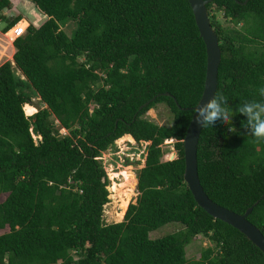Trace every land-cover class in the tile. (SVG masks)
<instances>
[{
    "label": "trees",
    "instance_id": "trees-1",
    "mask_svg": "<svg viewBox=\"0 0 264 264\" xmlns=\"http://www.w3.org/2000/svg\"><path fill=\"white\" fill-rule=\"evenodd\" d=\"M27 1L47 18L30 23L14 42L13 61L0 66V230L9 229L0 235V264H264L245 235L198 206L184 179V139L207 73L189 1ZM245 1L207 5L222 52L216 93L234 116L231 125L202 129L198 171L215 203L244 214L258 202L248 220L264 234V142L248 136L237 111L264 88V0ZM11 8L0 0L1 12ZM1 19L11 49L25 18ZM69 22L71 36L63 30ZM34 97L46 107L27 116ZM162 104L173 116L169 126L147 118ZM120 138L150 145L137 202L129 205L130 172L118 174L113 185L122 190L111 192L127 200L115 215L120 223L107 224L110 181L98 158ZM170 140L178 157L166 161ZM170 223L182 228L150 238ZM200 236L211 246L189 260L186 248Z\"/></svg>",
    "mask_w": 264,
    "mask_h": 264
},
{
    "label": "rangeland",
    "instance_id": "rangeland-1",
    "mask_svg": "<svg viewBox=\"0 0 264 264\" xmlns=\"http://www.w3.org/2000/svg\"><path fill=\"white\" fill-rule=\"evenodd\" d=\"M12 1V8L6 9L4 11H0V66L4 64L7 61H13V56L16 52V49L14 48V42L11 43V49L8 48V38L6 37L7 33L3 32L4 27L6 26V22L2 21L1 15H5L7 19H13L17 15H23L24 20L22 22L32 23L36 26L41 25L45 20L46 16L33 4L25 1H19V0H11ZM219 19L222 21V23L225 26H229L230 23L226 22L222 15L219 16ZM19 24V23H18ZM76 25L74 22H69L65 27H63V30L71 36L72 32L74 31ZM4 54V55H1ZM17 74L20 75V72L17 71ZM33 106L35 113H37L36 106L41 107V109H44L46 106L42 104L41 99L39 97H34L33 100ZM25 110V108H24ZM26 115L27 112L25 111ZM34 113V114H35ZM32 114V115H34ZM27 115V116H32ZM147 118L158 125H166L169 126L172 124L173 116L169 110V108L166 105H158L156 108L151 109L148 114ZM54 119V118H53ZM55 123L59 125V121L55 120ZM60 134L67 135L68 132L60 128L59 129ZM36 139V137H35ZM121 139V138H120ZM120 139L116 141V148H110L109 150L103 152L101 159H102V165L107 173V177L110 181V184L108 186L109 190V203L106 204L104 207V220L105 223L111 224V223H120L115 220L116 213L119 214L121 210L123 209L122 204L127 200L126 194L120 188L119 186L113 185L115 182L117 184L121 183V177L118 176L120 173L130 172L133 184L129 187L133 190L132 196H131V203L135 204L137 202L138 197V190H137V175L139 170L144 168L145 162H146V155H147V146L150 145L149 142H140L137 143L134 142H121ZM132 146V147H131ZM164 149L167 150L166 156L164 157V160L170 161L174 154H176V150L174 147V140L166 141L164 145ZM177 157V156H176ZM126 158H129L131 161H134L133 165H127L126 164ZM113 186L118 187V189H112ZM117 192H122L123 196L120 199H116L115 197H111L112 195H117ZM120 201V202H119ZM119 202V203H118ZM128 205V206H129ZM128 209V207H127ZM127 211V210H126ZM126 214V212H125ZM124 220V219H123ZM123 222V221H121ZM182 227L178 225L177 223H170L168 225H165L164 227L158 229L157 231H154L150 234L151 239H157L161 238L165 235L177 232ZM9 232V229L0 230V235ZM211 246L210 241L200 236L197 238L192 244H190L187 248V258L189 260H195L199 259L201 252L204 248H207Z\"/></svg>",
    "mask_w": 264,
    "mask_h": 264
},
{
    "label": "water",
    "instance_id": "water-1",
    "mask_svg": "<svg viewBox=\"0 0 264 264\" xmlns=\"http://www.w3.org/2000/svg\"><path fill=\"white\" fill-rule=\"evenodd\" d=\"M188 1L192 7L196 24L206 46L207 73L202 98L199 103L191 109L193 110L194 114L189 125L186 137L184 139V179L199 207H201L215 219H219L231 225L235 229L239 230L264 253V234L257 226H255L248 220V217L252 213L254 207L258 205V202L253 207L249 208L244 214H237L211 200L206 194L199 178L198 144L203 128L195 122V109L199 106L201 102H207V100L212 98L214 93L217 92L218 72L222 60V52L220 49L218 35L216 34L214 28L211 25L209 12L207 9V5L213 2L214 0ZM247 1L248 0H246L245 3ZM165 95L171 96L169 93H166ZM36 108L37 112L42 110L39 106H36ZM176 156L178 157L177 153L174 154L170 161L177 159Z\"/></svg>",
    "mask_w": 264,
    "mask_h": 264
},
{
    "label": "clouds",
    "instance_id": "clouds-1",
    "mask_svg": "<svg viewBox=\"0 0 264 264\" xmlns=\"http://www.w3.org/2000/svg\"><path fill=\"white\" fill-rule=\"evenodd\" d=\"M259 94L261 99L244 101L237 109L239 114L246 117L243 127L256 143L264 142V88L259 90ZM227 104L225 96L214 93L212 98L205 103L201 102L195 109V122L203 129L212 130H215L218 124L231 125L234 115ZM234 129L230 127L229 131L234 132ZM98 159L102 161L101 157Z\"/></svg>",
    "mask_w": 264,
    "mask_h": 264
},
{
    "label": "built area",
    "instance_id": "built-area-1",
    "mask_svg": "<svg viewBox=\"0 0 264 264\" xmlns=\"http://www.w3.org/2000/svg\"><path fill=\"white\" fill-rule=\"evenodd\" d=\"M29 25L30 24L28 23V21H27V26L26 27H21L20 26V22H19V24H16V26L14 27L16 29V32H15L13 41H15L16 39H18L21 36H24L26 34V32H27V29H28Z\"/></svg>",
    "mask_w": 264,
    "mask_h": 264
},
{
    "label": "bare ground",
    "instance_id": "bare-ground-1",
    "mask_svg": "<svg viewBox=\"0 0 264 264\" xmlns=\"http://www.w3.org/2000/svg\"><path fill=\"white\" fill-rule=\"evenodd\" d=\"M15 48V47H14ZM25 111L27 112V115H32V114H34L35 113V110H34V108H32V107H25ZM127 137V136H126ZM128 137H130V136H128ZM123 139V138H122ZM121 140V139H120ZM133 141H134V139H133ZM123 142H126V141H123ZM132 147V146H131ZM117 195H112L111 197H115L116 199H120V198H122V196H123V194H122V192H117L116 193Z\"/></svg>",
    "mask_w": 264,
    "mask_h": 264
},
{
    "label": "crops",
    "instance_id": "crops-1",
    "mask_svg": "<svg viewBox=\"0 0 264 264\" xmlns=\"http://www.w3.org/2000/svg\"><path fill=\"white\" fill-rule=\"evenodd\" d=\"M19 1H22V0H19ZM23 1H25V2H29V1H27V0H23ZM29 3H31V2H29ZM31 4H33V3H31ZM123 194V193H122Z\"/></svg>",
    "mask_w": 264,
    "mask_h": 264
}]
</instances>
